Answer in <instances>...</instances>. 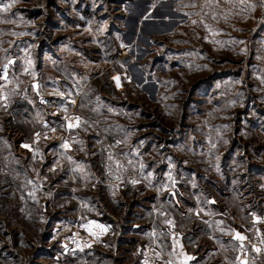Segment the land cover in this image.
Segmentation results:
<instances>
[{
	"label": "rangeland",
	"instance_id": "rangeland-1",
	"mask_svg": "<svg viewBox=\"0 0 264 264\" xmlns=\"http://www.w3.org/2000/svg\"><path fill=\"white\" fill-rule=\"evenodd\" d=\"M116 168L177 219L172 179L238 232L264 212V0H0V264H87L55 210Z\"/></svg>",
	"mask_w": 264,
	"mask_h": 264
},
{
	"label": "crops",
	"instance_id": "crops-1",
	"mask_svg": "<svg viewBox=\"0 0 264 264\" xmlns=\"http://www.w3.org/2000/svg\"><path fill=\"white\" fill-rule=\"evenodd\" d=\"M110 171L114 172L106 173L108 176L103 178L94 176L86 184L74 181L67 188L73 201L71 211L63 205L55 210L59 230L72 232L76 226L79 228L84 252L77 254L82 255L87 264H127L130 258L140 264L138 255L144 246L156 248L164 264H224L227 261L225 243L231 241L236 244L234 264L240 245L236 234L242 233L234 224L241 220L233 215L203 211L204 206L217 205L218 199L203 197V205L196 206L191 201L195 194L181 192L176 188V180L172 179L166 192L169 201L179 207L184 203L193 209L186 218L177 219L170 207L158 205L159 185L150 183L144 191L138 172L128 175L122 168ZM139 171L142 173L140 168ZM80 191H87V198H82ZM259 199L257 196L256 200ZM238 202L249 204L254 200L250 193H243ZM244 211L248 217L243 223L258 216L251 208ZM223 223L229 224V231H224ZM200 226L213 228L202 232L207 242L197 236ZM195 245L199 248L193 249Z\"/></svg>",
	"mask_w": 264,
	"mask_h": 264
},
{
	"label": "built area",
	"instance_id": "built-area-1",
	"mask_svg": "<svg viewBox=\"0 0 264 264\" xmlns=\"http://www.w3.org/2000/svg\"><path fill=\"white\" fill-rule=\"evenodd\" d=\"M55 113L53 111V114ZM243 236L245 239L240 240L236 264H242V261L244 263L255 261L264 252V212L246 224ZM63 241L66 244V249L72 253L84 251L80 230L77 226L72 232L64 235ZM140 262L142 264H163L158 251L150 246L144 249Z\"/></svg>",
	"mask_w": 264,
	"mask_h": 264
},
{
	"label": "snow or ice",
	"instance_id": "snow-or-ice-1",
	"mask_svg": "<svg viewBox=\"0 0 264 264\" xmlns=\"http://www.w3.org/2000/svg\"><path fill=\"white\" fill-rule=\"evenodd\" d=\"M7 7H9V6H8V5H5V8H7ZM75 119H76V124H73V123H71V122L68 123V128H69V129H71V128H73V127H77V126H79V124H80V119H79V117H77V118H75ZM37 135H39V134H37ZM23 146H24L25 148H29V147H30V146L27 145V144H25V145H23ZM62 147L65 148V149L69 148V144L67 143V141L64 142V144L62 145ZM68 159L70 160L71 157H68ZM54 170H55V169H53V171H54ZM132 183L135 184V183H137V181H132ZM169 223H171V221H169ZM236 238L239 239V240H244V239H245V237L241 236L240 233H237V234H236ZM257 251H259V249H257ZM187 259H190V258H187Z\"/></svg>",
	"mask_w": 264,
	"mask_h": 264
}]
</instances>
